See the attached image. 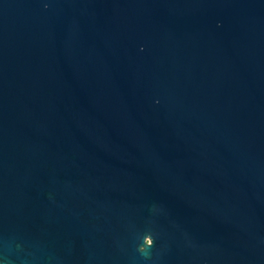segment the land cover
<instances>
[{
	"label": "water",
	"instance_id": "water-1",
	"mask_svg": "<svg viewBox=\"0 0 264 264\" xmlns=\"http://www.w3.org/2000/svg\"><path fill=\"white\" fill-rule=\"evenodd\" d=\"M0 264H264V0H0Z\"/></svg>",
	"mask_w": 264,
	"mask_h": 264
},
{
	"label": "clouds",
	"instance_id": "clouds-1",
	"mask_svg": "<svg viewBox=\"0 0 264 264\" xmlns=\"http://www.w3.org/2000/svg\"><path fill=\"white\" fill-rule=\"evenodd\" d=\"M149 234L152 235L151 233H149ZM153 246H154V240H153V244L151 246L140 245L138 250L140 253L145 254V256H147L148 255V249H151Z\"/></svg>",
	"mask_w": 264,
	"mask_h": 264
}]
</instances>
